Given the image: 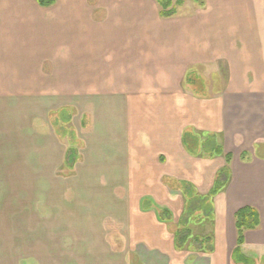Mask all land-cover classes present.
<instances>
[{
	"label": "crops",
	"instance_id": "crops-1",
	"mask_svg": "<svg viewBox=\"0 0 264 264\" xmlns=\"http://www.w3.org/2000/svg\"><path fill=\"white\" fill-rule=\"evenodd\" d=\"M190 1L174 15L161 17L156 0H56L46 7L35 0H0V104L12 111L16 104L35 107L19 99L25 93L110 92V98L121 94L119 101L135 111L167 110L168 115L170 108L175 115L151 111L153 118L146 123L160 142L156 162L171 158L169 176L192 183L202 196L225 159L188 154L182 133L188 127L210 133L214 145L232 155L230 178L209 201V223L195 232L210 236V249L176 247L174 230L186 200L179 187L163 186L161 171L155 186L137 189L133 196L130 184L121 182L120 191L104 204L31 199L28 220L35 225L29 230L35 234L42 219L46 237L57 240L45 244L36 234L35 248H12L10 259L0 255V264H264V85L252 88L239 80L247 63L257 78H264L258 66L264 62V0ZM212 73L229 78L215 93L186 84L189 76ZM52 77L58 84L34 80ZM2 110L0 124H7ZM45 129L29 136L43 139L50 133ZM254 146L257 155L241 159ZM145 196L157 207H169L171 218L165 221L154 209H142ZM243 206L254 207L260 222L244 232L236 253L234 213ZM106 219L118 226L117 244L104 229ZM84 220L89 222L85 226ZM52 227L57 234L50 233Z\"/></svg>",
	"mask_w": 264,
	"mask_h": 264
},
{
	"label": "rangeland",
	"instance_id": "rangeland-1",
	"mask_svg": "<svg viewBox=\"0 0 264 264\" xmlns=\"http://www.w3.org/2000/svg\"><path fill=\"white\" fill-rule=\"evenodd\" d=\"M249 65L250 63H247V69L243 71L239 80H244L252 88L263 86L264 78H257L256 72ZM258 66L264 68V62H259ZM222 72L225 73L224 70ZM215 74L204 77L189 76L185 81L186 84H191L195 91H206L210 88L212 91L210 93H215L213 91L220 89L229 79L214 77ZM34 80L36 84L52 80L58 84L57 79L53 77ZM106 87L110 88V85ZM22 98L32 102L36 108L27 109L23 108L22 104H16L11 107V111L2 110L0 104L2 116L9 117L7 124H0L1 257L10 259L12 248H35L33 243L36 234L45 244L57 240L56 237H46V234L49 236V230L43 228L42 219L36 223V226L40 227L35 234L29 230L35 225L28 220L33 207L31 199L42 202L48 197L52 199L66 197L70 202L77 199L84 201V204L102 202L109 200L110 195L117 194L123 181L130 184V194L133 196V191L137 189L155 186L152 182L161 171L164 172L162 183L165 188L179 187V191L187 199L194 197L192 202L197 207L191 215V221H194L195 226L193 233L205 229L209 217L205 218L203 214L208 209L210 200L205 198L201 200L200 195L194 194L197 189L192 183L169 176L168 171L174 168L171 158L165 157L156 162L160 142L146 123L149 124L153 118L151 111H158L159 116H164L167 115L164 113L167 110L135 111L133 107H124L125 103L119 101L123 98L121 94H114L110 98V92L25 93L19 96L20 100H24ZM33 109L36 114L34 117L30 112ZM178 112L181 113V109ZM168 113L167 116L174 114L170 108ZM140 118L142 120L136 123ZM40 119L44 120L50 134L43 139L30 137V132H38L43 128L44 124ZM26 124H30L32 131L28 130ZM6 125L9 126L5 127ZM144 126H148L145 132L142 129ZM182 144L188 154L200 157L207 155L214 142L210 133L197 132L188 127L182 133ZM57 145L63 148L59 149ZM64 146H74L78 149L68 151L67 164L70 165L73 157L78 163L68 176L60 178L59 166L55 171L53 164L58 162L60 165L65 153ZM254 147V152H245L241 159H248L252 153L257 155L258 148ZM189 186H193L192 193ZM147 201L156 204L154 199L145 196L140 204L144 210ZM163 206H158L159 216L168 221L160 213L161 209L167 208L166 205ZM39 208H42V203L39 204ZM88 223L85 220L83 222L84 226ZM103 224L104 229L110 233V240L114 239L117 244L120 239L118 226L115 227L113 221L109 219ZM50 231L57 234L56 227H52ZM83 233L86 243L89 237L85 231Z\"/></svg>",
	"mask_w": 264,
	"mask_h": 264
},
{
	"label": "trees",
	"instance_id": "trees-1",
	"mask_svg": "<svg viewBox=\"0 0 264 264\" xmlns=\"http://www.w3.org/2000/svg\"><path fill=\"white\" fill-rule=\"evenodd\" d=\"M36 3L40 6H50L56 2V0H35ZM159 4V14L161 17H169L174 15L178 7L184 2V0H156ZM197 2L198 4H203L202 0H192ZM208 156H216L222 155L225 159V166L222 167L216 174L213 185L208 193L204 196H201V200L203 198L211 200L217 193H219L225 186L226 182L230 178L229 164L232 160V155L230 153H225L222 147L219 144L213 145V147L207 153ZM73 159V158H72ZM192 187L189 186V190L191 192ZM192 193V192H191ZM195 194V192H194ZM186 204L184 207L183 215L180 218L178 223V227L174 230V240L176 247L178 248H191L192 246L198 245L197 247L202 248L207 251L210 249V236H196L193 234L192 229L190 228V219L192 218V213L196 210V205L192 202L194 197L186 198L184 195ZM200 199V198H199ZM211 210L212 206L209 204L208 209L205 210L203 214L204 217L210 215L211 218ZM161 215H163L166 219H169V211L167 209L160 210ZM159 215V211H158ZM167 216V217H166ZM161 219H163L160 216ZM259 215L258 211L252 206H243L237 209L234 213V225L236 229V248L234 251L238 253L239 246L244 242V232L248 229H255L259 225ZM194 223V222H192ZM204 244V245H203ZM202 250V249H200Z\"/></svg>",
	"mask_w": 264,
	"mask_h": 264
},
{
	"label": "flooded vegetation",
	"instance_id": "flooded-vegetation-1",
	"mask_svg": "<svg viewBox=\"0 0 264 264\" xmlns=\"http://www.w3.org/2000/svg\"><path fill=\"white\" fill-rule=\"evenodd\" d=\"M40 121H41V119H40ZM43 127L44 128H46L47 130H48V132H49V129H48V127H46V125L44 124L43 125ZM45 129V130H46ZM43 130L42 129H40L38 132H36V133H40V132H42ZM47 134V133H46ZM48 134H50V133H48ZM62 146V145H61ZM61 148H63V147H61ZM76 150V151H78V149L76 148V147H74V146H64V156L62 157V159H61V162H60V165H58V166H56V168H55V171H56V169H57V167H58V175H59V177L61 176V177H64V176H68L71 172H72V170L74 169V167L76 166V164L78 163L77 162V159H74V157H73V159L70 161V165H68L67 164V160H66V158H68V155H67V153H68V151H70V150ZM63 171H65L66 173L64 174L63 173ZM60 177V178H61ZM146 208H151V209H154L157 213H158V210H159V207H157L154 203H150V202H148L147 201V203H146ZM171 215L172 214H170L169 213V216H168V218L170 219L171 218ZM167 217V216H166ZM170 229H174V227H170Z\"/></svg>",
	"mask_w": 264,
	"mask_h": 264
}]
</instances>
